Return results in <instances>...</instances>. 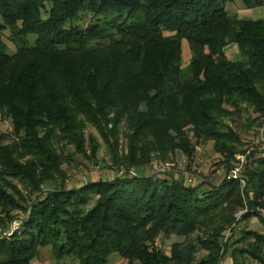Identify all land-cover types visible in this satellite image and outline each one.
Here are the masks:
<instances>
[{
	"label": "trees",
	"instance_id": "trees-1",
	"mask_svg": "<svg viewBox=\"0 0 264 264\" xmlns=\"http://www.w3.org/2000/svg\"><path fill=\"white\" fill-rule=\"evenodd\" d=\"M228 1L0 0V31L16 47L0 37V114L12 123L0 132V224L24 213L0 237V264H38L41 246L80 264H106L114 252L127 264H219L227 252L234 264H264V231L222 240L237 220L264 225V149L249 155L245 185L227 174L195 184L143 168L154 155L191 157L193 138L212 140L230 163L242 140L223 118L264 114V18L230 13ZM88 124L125 172L67 186L62 165L73 156L60 143L95 158ZM160 235L181 239L167 251L155 244Z\"/></svg>",
	"mask_w": 264,
	"mask_h": 264
},
{
	"label": "rangeland",
	"instance_id": "rangeland-1",
	"mask_svg": "<svg viewBox=\"0 0 264 264\" xmlns=\"http://www.w3.org/2000/svg\"><path fill=\"white\" fill-rule=\"evenodd\" d=\"M226 9L230 13H237L241 17L249 18H264V4L247 7L243 0H232L226 3ZM81 22L84 23L83 20ZM10 34L9 29H4L0 31V37H2L10 47L11 51L16 49L14 43L9 39ZM31 41L36 37L35 34L31 33L28 36ZM227 53L232 58L239 57V50L236 43H231L227 47ZM191 56V50L189 43L186 39L183 40V63H186ZM223 121L232 127L240 136L242 142L238 144L239 150L235 153V158L227 163L225 157L214 148L212 140H208L202 143H197L195 138L193 142L195 143V151L191 157H188L181 150H177L171 159H162L156 155L153 156L150 163L146 164L144 168L145 173L157 172L163 176H181L183 175L187 182L190 181L188 176H193L194 183L198 184L200 182H218L225 174H228L231 168L239 164L242 160L244 161V168L242 176H244L246 164L249 160V155L253 151H261L264 149L262 142L260 141L261 132L264 128V114L260 115L259 112L255 111L253 108H249L243 112H234L226 115ZM12 130V123L9 117L2 116L0 114V132L10 133ZM122 130H125V126H122ZM264 131V130H263ZM85 134L87 138L91 135L96 137L97 142L100 147L97 152V156L93 159L86 157L82 153L75 150L74 146L69 143H60L59 151L70 152L73 156L72 159H68L63 163V168L66 171V178L64 184L67 186H75L87 179L94 178H105L109 175L122 174L125 172L124 167L122 169H117L114 167V163L108 152L107 145L98 132V130L91 124H88L85 128ZM10 139H5L4 141H9ZM119 151L120 153H126L128 151V141L124 134L121 133L119 137ZM229 164V165H228ZM132 172H135L134 167H130ZM131 172V173H132ZM61 182V180H59ZM205 184V185H206ZM242 184V183H241ZM58 185V181L50 182L44 185V192L54 186ZM245 185V184H242ZM20 188L26 192L24 185L19 184ZM247 208L240 209L236 212L237 218H241L244 211ZM264 212V209H261ZM15 216L8 221L6 225L0 224V237L5 235L6 232L16 230L19 226L18 218L23 216L24 213L21 210H14L12 212ZM257 229L264 231V225L260 219L256 216H251L249 218H244L237 220L233 226L227 228L223 242L228 239V236L233 232L234 239L238 238L244 229ZM10 230V231H9ZM181 239L177 235H172L169 238H165L160 235L156 238L155 244L162 247L165 250H169L171 243L174 240ZM34 262L38 264H80L79 259L74 256H66L59 258L56 256L55 252L51 246H41L39 247V253L34 259ZM234 264L232 258L227 252L219 261V264ZM106 264H127V260L121 256L119 253H112Z\"/></svg>",
	"mask_w": 264,
	"mask_h": 264
},
{
	"label": "built area",
	"instance_id": "built-area-1",
	"mask_svg": "<svg viewBox=\"0 0 264 264\" xmlns=\"http://www.w3.org/2000/svg\"><path fill=\"white\" fill-rule=\"evenodd\" d=\"M263 130H264V128L262 129L261 137H260V141L262 142V146H264V131ZM243 168H244V161L242 160L241 162H239V164L235 165L233 168L230 169V171L227 174V177L237 178L240 180V182L242 184H245V178L242 176ZM187 178L190 182L193 181V176L187 175Z\"/></svg>",
	"mask_w": 264,
	"mask_h": 264
}]
</instances>
